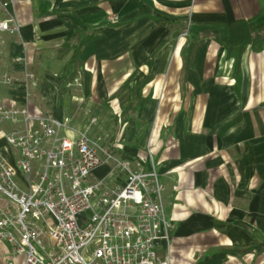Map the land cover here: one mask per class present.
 Instances as JSON below:
<instances>
[{"label":"crops","instance_id":"1","mask_svg":"<svg viewBox=\"0 0 264 264\" xmlns=\"http://www.w3.org/2000/svg\"><path fill=\"white\" fill-rule=\"evenodd\" d=\"M0 2V73L35 74L31 106L157 164L171 264H264V0Z\"/></svg>","mask_w":264,"mask_h":264},{"label":"built area","instance_id":"2","mask_svg":"<svg viewBox=\"0 0 264 264\" xmlns=\"http://www.w3.org/2000/svg\"><path fill=\"white\" fill-rule=\"evenodd\" d=\"M4 31L19 24L0 13ZM0 83L25 86L24 102L0 98V243L9 254L25 253V264H171L174 219L154 160L147 169V158H120L101 137L63 134L65 122L30 104L34 73H0Z\"/></svg>","mask_w":264,"mask_h":264},{"label":"rangeland","instance_id":"3","mask_svg":"<svg viewBox=\"0 0 264 264\" xmlns=\"http://www.w3.org/2000/svg\"><path fill=\"white\" fill-rule=\"evenodd\" d=\"M4 89H5L4 85L0 83V93ZM5 129L8 130V127H5ZM10 150L13 152V147L10 146ZM103 171H104L103 167L99 168L98 170H96L95 174L100 175ZM83 215L84 216L81 217V224L84 225L86 221L83 220H85L89 216V214L88 212H86ZM11 251H12V246L7 241L0 243V264H7L9 261H12L13 264H25V258H26L25 253L13 254L12 252L11 254H9ZM42 253L46 257V254L44 252Z\"/></svg>","mask_w":264,"mask_h":264}]
</instances>
